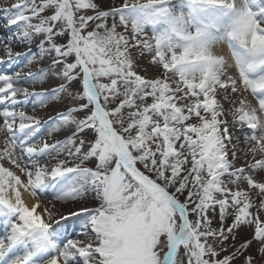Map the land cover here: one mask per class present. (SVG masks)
Returning a JSON list of instances; mask_svg holds the SVG:
<instances>
[{"label": "snow or ice", "instance_id": "obj_1", "mask_svg": "<svg viewBox=\"0 0 264 264\" xmlns=\"http://www.w3.org/2000/svg\"><path fill=\"white\" fill-rule=\"evenodd\" d=\"M3 11L0 63L48 58L27 79L59 82L30 93L0 73V264H264V0ZM37 37L38 53L12 51ZM28 96L61 106L49 131L63 139L40 143Z\"/></svg>", "mask_w": 264, "mask_h": 264}, {"label": "rangeland", "instance_id": "obj_2", "mask_svg": "<svg viewBox=\"0 0 264 264\" xmlns=\"http://www.w3.org/2000/svg\"><path fill=\"white\" fill-rule=\"evenodd\" d=\"M17 2V0H0V33L1 31L4 29V27L7 26L6 23V17L8 16V13L6 11H3V9H10L13 7V5ZM114 2L118 5L120 3L123 2V0H114ZM180 2V0H173V3L178 4ZM15 28L13 31L8 30L5 34H0V37H5L6 35H9L11 32H14ZM3 35V36H2ZM40 39H42V37H37L35 39V42L31 45H23L24 51H21L22 49H18L19 44L18 43H13L11 45L12 47V51L14 53H23L27 50L28 47H33V50H31L30 55H34L36 53H38V45L40 42ZM5 44H7V40L5 39L4 43H0V59H3L4 61H6L8 58L4 55L5 52ZM30 58V56L26 57V56H21L18 59H14L11 62V65H9L8 63H4L6 66V70H9V72H5L6 74H15V72H20L21 73V79L20 82L16 85L17 87H21V88H27L28 91L31 92H41V91H50L53 87H55L58 84V80H45L43 79V81L40 82H29L28 81V74L29 73H38L40 69L42 68H47L44 67V63L43 62H39V58L36 60H33L31 63H28L27 60ZM0 67H2V64L0 65ZM158 71V69L155 70H151L149 75L154 76L156 75V72ZM53 77V76H49L48 78ZM18 97L20 100H25V95L23 93H18ZM51 102L53 101H49V104H46L45 106H40L38 103V98L34 97V96H28L27 97V102L26 104L22 105V109L25 111L28 115H32V116H36L40 122H41V126H40V143L42 144L43 141L46 140L45 138V133H48L49 129H50V117L56 115L57 111L61 110V106L60 105H54L51 104ZM227 107V106H226ZM235 135V132H234ZM241 141H243V136L241 138ZM233 143H235V141H233ZM238 148H243L246 150L247 145H245L243 142L241 144L238 145ZM55 153L47 158L48 162H52L55 163ZM238 155H240V153H238ZM45 162V161H42ZM244 163V161L242 160H238L237 161V166H239L240 164ZM7 165V164H6ZM9 166V165H7ZM41 199L44 200V203L42 202V206L43 205H47L49 208L52 207L53 204H55L57 207H59L60 205L54 201L51 197V195H47L44 197H41ZM89 207H93L95 206L92 202H89L88 204ZM68 208H71L73 211L76 210L77 206H73V205H68ZM63 211V209H62ZM58 219V216H57ZM230 222V220L228 221ZM80 224V220L77 219H71L69 221V229L70 228H78ZM215 226V223L214 225ZM69 232H71L69 230ZM80 239H85V237H79ZM259 245H254L253 247H258ZM236 264H242V258L240 260L236 261Z\"/></svg>", "mask_w": 264, "mask_h": 264}, {"label": "bare ground", "instance_id": "obj_3", "mask_svg": "<svg viewBox=\"0 0 264 264\" xmlns=\"http://www.w3.org/2000/svg\"><path fill=\"white\" fill-rule=\"evenodd\" d=\"M8 30L13 31L14 28L9 29V26L7 25L6 27H4V29L1 31L0 34H5ZM18 44H19L18 49H22L21 51H24L23 45H25V44H22V43H18ZM29 49L33 50V47H28L27 50L25 52H23V53H28ZM223 51H224L225 54H227L228 50L226 48H224ZM39 62H43L44 63V67H48L49 64H50V60L48 58L39 59ZM1 64H2V67H0V73H5L6 71L9 72V70L5 69L6 68L5 64L4 63H0V65ZM49 76H52V75H46L44 79L46 81L47 80L49 81V80H52V79L55 78L54 76L48 78ZM54 80H57V79L55 78ZM48 104H49V102H48ZM51 104L58 105L55 102H51ZM44 136H45L46 140L43 141V143L47 142V143L51 144V143H54L56 140L63 139L64 136H65V133L64 132H50V131H48V133H45ZM235 136L240 137V139L242 138V134L239 131H235ZM2 146H3V136H2V134H0V147H2ZM237 147H238V145H237ZM5 166L7 167V165H5ZM25 200H26L27 203H31L32 202V198L28 197L27 194L25 195ZM41 201L44 203L43 199H41ZM2 230H3V226L0 225V231H2ZM69 230L71 232L79 231V226H78V228H70ZM81 237H83V236H81Z\"/></svg>", "mask_w": 264, "mask_h": 264}]
</instances>
